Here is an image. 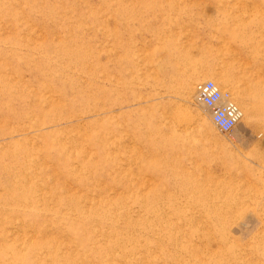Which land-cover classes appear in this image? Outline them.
Instances as JSON below:
<instances>
[{
  "label": "rangeland",
  "instance_id": "374dc122",
  "mask_svg": "<svg viewBox=\"0 0 264 264\" xmlns=\"http://www.w3.org/2000/svg\"><path fill=\"white\" fill-rule=\"evenodd\" d=\"M0 264H264V0H0Z\"/></svg>",
  "mask_w": 264,
  "mask_h": 264
},
{
  "label": "built area",
  "instance_id": "2783aa9c",
  "mask_svg": "<svg viewBox=\"0 0 264 264\" xmlns=\"http://www.w3.org/2000/svg\"><path fill=\"white\" fill-rule=\"evenodd\" d=\"M196 100L209 111L211 120L219 133L229 134L240 119L238 109L221 94L217 87L206 82L196 87Z\"/></svg>",
  "mask_w": 264,
  "mask_h": 264
},
{
  "label": "bare ground",
  "instance_id": "6f19581e",
  "mask_svg": "<svg viewBox=\"0 0 264 264\" xmlns=\"http://www.w3.org/2000/svg\"><path fill=\"white\" fill-rule=\"evenodd\" d=\"M206 82H210V81H205V82H201V83H198V85L199 84H202V83H206ZM212 83V82H211ZM214 84V83H213ZM198 85H196L195 86V88H194V100L199 104V105H201L202 107H204V109H206V111H207V113H208V116H209V120H210V123L212 124V126L215 128V126H214V124H213V122H212V120H211V117H210V114H209V111L207 110V108L205 107V106H203L202 104H200L197 100H196V87L198 86ZM215 85V84H214ZM216 86V85H215ZM217 87V86H216ZM217 89H218V87H217ZM219 90V89H218ZM220 91V90H219ZM220 93L221 94H227L228 95V93H226V92H221L220 91ZM228 100H229V102H231V100H230V96L228 95ZM232 103V102H231ZM233 104V103H232ZM234 105V104H233ZM235 106V105H234ZM236 107V106H235ZM237 108V107H236ZM238 109V108H237ZM238 111H239V113H240V119H239V121H238V123L236 124V126L239 124V122L241 121V119H242V113L240 112V110L238 109ZM193 118V117H192ZM191 118V115L189 114V113H187V112H183V111H175V114H174V119L176 120V121H179L180 123H182V125H191V123H192V119ZM236 126L232 129V131L236 128ZM216 129V128H215ZM216 131H218V130H216ZM231 133V132H230ZM221 134V133H220ZM223 135V134H222ZM226 135H228V134H226Z\"/></svg>",
  "mask_w": 264,
  "mask_h": 264
}]
</instances>
